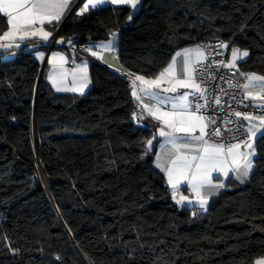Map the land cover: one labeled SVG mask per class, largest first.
Instances as JSON below:
<instances>
[{"label":"trees","instance_id":"16d2710c","mask_svg":"<svg viewBox=\"0 0 264 264\" xmlns=\"http://www.w3.org/2000/svg\"><path fill=\"white\" fill-rule=\"evenodd\" d=\"M130 12L72 13L58 36L85 44L118 29L120 64L151 76L178 48L235 32L249 51L240 71L264 74V0H142ZM27 46L0 59V264H251L264 251V139L250 178L193 217L140 159L152 131L132 120L127 77L90 60L86 94L57 93Z\"/></svg>","mask_w":264,"mask_h":264},{"label":"snow or ice","instance_id":"6c2138e0","mask_svg":"<svg viewBox=\"0 0 264 264\" xmlns=\"http://www.w3.org/2000/svg\"><path fill=\"white\" fill-rule=\"evenodd\" d=\"M109 4L130 7L132 11L127 19L131 21L142 0H83L75 9L73 0H0V14L6 18V28L0 33V50L12 51L28 45L36 59L47 60L50 66L47 79L58 92L86 94L91 83L88 73L91 61L86 57L75 63L79 37L57 39L50 29H58L73 11L72 19H83L86 13ZM246 23L241 24V32ZM235 36L233 32L228 39H217L215 47L197 43L178 48L151 76L123 65L116 67L109 61V56L119 60L121 33L118 29L109 31L99 40L90 36L80 45V51L128 78L134 104L132 120L137 130L152 131L151 138L140 141L143 149L140 159L147 162L155 153L152 162L163 174L171 200L182 209L191 208L193 217L207 212L210 200L229 186V179L235 177L243 183L250 178L259 158L257 142L264 139V74L240 71L238 63L249 56V51L233 43ZM53 42L55 45L67 43L73 52L74 67H65L69 60L62 51H51L46 57L45 50L52 47ZM229 47L230 58L211 59L210 65L238 78L226 79L223 75L219 78L229 88L239 89L234 94L220 85L210 87L204 78L207 68L208 77L215 79L212 68L204 62L209 56L223 55L217 49ZM233 103L238 107L232 108ZM225 106L226 113L223 112ZM249 108L253 110H246ZM228 124L232 128L225 131ZM185 187L187 195L182 190ZM11 251L18 252L16 248ZM56 260L62 264L59 255ZM251 264H264V251L257 254Z\"/></svg>","mask_w":264,"mask_h":264},{"label":"crops","instance_id":"0c3cea01","mask_svg":"<svg viewBox=\"0 0 264 264\" xmlns=\"http://www.w3.org/2000/svg\"><path fill=\"white\" fill-rule=\"evenodd\" d=\"M82 3H83V0H73V8L75 9V7H76L77 4H82ZM107 6H109V7H128V6H113V5H110V4L107 5ZM128 8H130V7H128ZM130 11H132L131 8H130ZM72 13L75 14L74 11H73ZM72 13H70L69 16H70ZM69 16H68V17H69ZM68 17L65 18V21H66V19H67ZM65 21H64V22H65ZM61 26H62V25H61ZM61 26H60L58 29H50V30H53V31H54V33H55L57 39L60 37V36H58V32H59V29L61 28ZM25 51H29V52H31V51L29 50V46H27V47L25 48ZM51 51H62V52L65 53V55L68 57V60H69V63H67V64L65 65V67H69V68H71V67H74V66H75L74 63L72 62V61H73V52H72V50H70V47L67 45L66 42H65L63 45H55L54 42H53V46L45 50V52H46V57H47V55H50ZM13 52H14V50H12V51H3V50H0V59H8V58H11V57L14 55ZM32 53H33V55L35 56L34 52H32ZM229 53H230V51H228V58H229ZM75 55H76V57H77L76 60H75V63H80L82 59H84V58L87 57V59H89V60H91V61H95V62H97V63L100 64V65H103V66L108 67V65L104 64L102 61L97 60L96 58L91 57L89 54L84 53V52H82V51H76ZM108 59H109V61H110L111 63L115 64L116 67H120V66H121L119 60H118V61L112 60L111 56H109ZM246 59H247V58H244L242 61H244V60H246ZM38 61L40 62L41 66L44 67V69H45V76H46V79H47V75H48V73H49L50 66L47 64V60H46V59H45L44 61H40V60H38ZM69 64H72V66H70ZM108 68L111 69V70H113L114 72H116V71H115V68H110V67H108ZM88 73H89V72H88ZM116 73H117V72H116ZM118 74H120V73H118ZM47 81L51 84V82H50L48 79H47ZM51 85H52V84H51ZM89 86H90V85H89ZM52 87H53V86H52ZM53 88H54V87H53ZM88 89H89V88H88ZM88 89H86V91H87ZM54 90H55L57 93H70V92H58L55 88H54ZM72 94H74V93H72ZM75 95H82V94H75ZM153 123H154V122H153ZM158 140H159V138H158ZM156 148H157V150L159 149V143H158V142H157V144H156ZM154 156H155V153L152 155V160L154 159ZM152 165H153V167L155 168L153 162H152ZM155 170H157L158 172H160L159 169H156V168H155ZM160 173H161V172H160ZM161 174H162V173H161ZM162 175H163V174H162ZM230 180H232V181H234V182H237V183H241V182L235 180V177H232V178L229 179L227 182H229ZM247 180H248V179H246L243 183H245ZM182 190L184 191V194H186V195L189 194L188 191H187V189H186V187H185L184 189H182ZM223 190H224V189H223ZM223 190H221V192H222ZM221 192H220V193H221ZM218 195H219V194H218ZM218 195L214 196L213 198L217 197Z\"/></svg>","mask_w":264,"mask_h":264},{"label":"built area","instance_id":"2783aa9c","mask_svg":"<svg viewBox=\"0 0 264 264\" xmlns=\"http://www.w3.org/2000/svg\"><path fill=\"white\" fill-rule=\"evenodd\" d=\"M217 39H220V38H215V39L208 40V41H202L200 43L211 44L213 47H215V44H216ZM80 45H82V44H76V51H80ZM70 50H72V49L70 48ZM228 51H229L228 48L227 49H217V52H222L223 55H216L214 57L209 56L208 60H206L204 63L206 65H210L211 59H218V60L219 59H223V60H227L228 59ZM69 65L72 66V64H69ZM210 67L212 68V72H213V74L215 76V79H211V78L208 77V69L207 68H205V70H204V72H205V77L204 78L208 80V84H209L210 87L214 88L216 85H220L227 92L232 93V94H234L235 92L239 91V89L229 88V86H228L227 83H225L224 81H221L219 79L220 76H222V75L225 76L226 79H238V78H234L232 76V74L230 72H228L227 70L221 69V70L217 71L214 65H210ZM127 80H128V78H127ZM220 94L223 95V93H220ZM245 103H248V101H245ZM231 107L232 108H237L238 105H236L235 103H233L231 105ZM246 110L251 111L253 109L249 108V109H246ZM227 111H228V108H227V106H225L223 108V112L226 113ZM217 115H220V113H217ZM221 127H224V126L221 125ZM231 128H232V125L231 124H228L226 126V128H225V131H227L228 129H231ZM224 139L227 140L228 139V136L226 135L224 137Z\"/></svg>","mask_w":264,"mask_h":264},{"label":"water","instance_id":"95a60500","mask_svg":"<svg viewBox=\"0 0 264 264\" xmlns=\"http://www.w3.org/2000/svg\"><path fill=\"white\" fill-rule=\"evenodd\" d=\"M88 39H89V38H88ZM92 39H93V38H92ZM93 40H94V39H93ZM126 82L128 83V80H127ZM171 202H172L174 205H176L174 201L171 200ZM176 206H177V205H176Z\"/></svg>","mask_w":264,"mask_h":264},{"label":"rangeland","instance_id":"374dc122","mask_svg":"<svg viewBox=\"0 0 264 264\" xmlns=\"http://www.w3.org/2000/svg\"><path fill=\"white\" fill-rule=\"evenodd\" d=\"M230 53H229V58H230V54H231V48L229 49Z\"/></svg>","mask_w":264,"mask_h":264}]
</instances>
